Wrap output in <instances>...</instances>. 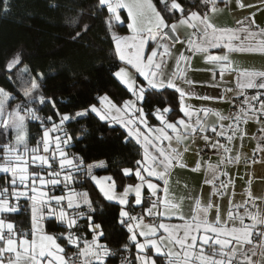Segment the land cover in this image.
<instances>
[{"label":"snow or ice","instance_id":"1","mask_svg":"<svg viewBox=\"0 0 264 264\" xmlns=\"http://www.w3.org/2000/svg\"><path fill=\"white\" fill-rule=\"evenodd\" d=\"M220 3L233 13L255 7L245 0H92L87 9L66 18L73 42L84 40L92 22L101 21V43L107 42L111 53L109 78L123 86L111 94L97 89L74 111L61 112L57 100L45 95L43 73L25 82L28 99L11 111L6 110L12 95L0 87V264H107L116 251L127 254L121 264H264V197L253 195L250 178L245 199L236 203L235 181L228 172L242 159L248 165L264 163V70L237 67L231 59L234 54L264 55V27L256 23L255 13L236 20V26L217 25L213 17L223 11ZM121 10L127 11L124 35L117 31L125 24ZM10 11L11 0H0V16ZM189 53H199L212 66L209 87L221 86L215 82L217 71L221 81L225 73H235L237 95H228L231 87L222 95L196 94L195 82L187 76ZM21 64L23 53H12L4 64L9 79ZM25 73H30L27 66L18 75ZM248 89L255 94L247 95ZM168 90L176 94L172 99ZM192 98L224 102L231 110L197 108L188 103ZM37 105L50 106L53 114L41 116ZM29 120L39 123L38 139L30 137ZM252 121L259 135L252 136L256 145L248 156L244 141ZM117 127L122 131L116 139L135 153L134 162H127L131 166L120 167L118 174L121 180L134 177V183H118L115 173L94 175L93 169L106 167L105 162L87 163L69 150L94 135L103 141L104 130L115 133ZM237 140L240 150L233 155L228 145ZM198 141L204 147H197V154L210 148L218 157L214 164L203 158L191 166L186 162L185 154ZM177 168L205 174L207 199L203 188L196 195L187 183L185 194L175 195L172 176ZM78 176L90 179L105 201L114 202L107 222L126 235L120 249L102 242L105 205L89 191L76 189ZM60 185L63 194L49 190ZM217 198L228 199L226 214ZM21 213L28 214L29 226L14 219Z\"/></svg>","mask_w":264,"mask_h":264},{"label":"trees","instance_id":"2","mask_svg":"<svg viewBox=\"0 0 264 264\" xmlns=\"http://www.w3.org/2000/svg\"><path fill=\"white\" fill-rule=\"evenodd\" d=\"M91 2L92 0H11V11L5 16H0V87L12 95L9 104L26 103L28 98L24 96L25 82L36 73H43L45 95L57 100L61 112L74 111L86 105L96 95L97 89L110 94L123 90V86L108 75L107 57L111 53L108 43H101L104 32L100 20L92 22L93 27L84 40L73 42L69 38L71 28L66 24V18L75 17L81 7L87 9ZM121 15L125 24L122 28H117V31L124 34L127 32V16L123 10ZM84 20L87 21L86 14ZM100 48L103 51H99ZM17 51L23 53V64L11 74L12 78L9 79L4 64L11 54ZM25 66L30 69V73L19 76L18 73ZM175 95L172 90H168L169 99ZM62 99L65 101L64 104H60ZM37 106L42 107L41 116L53 114L50 106ZM177 114L181 115L178 107ZM175 118L177 117H173ZM80 123L83 124L85 121L81 120ZM70 127L78 128L79 125L72 124ZM28 130L30 137L39 138L37 133L40 129L37 121L29 120ZM120 131L122 130L118 127L115 133L105 129L103 141H98L94 135L69 150L84 156L87 163L103 160L107 166L97 169L98 174L115 173L114 179L118 183L134 182V177L131 180L127 178L121 180L118 174L120 167L131 166L127 162H134L135 156L134 152H130L129 148L124 147L116 139ZM35 139L30 140L31 145L35 144ZM84 145H87V148H84ZM77 179L79 182L75 185L76 188L80 191H89L93 200L105 205L106 239L102 242L107 243L113 250L120 249L122 243L126 241V235L122 234L119 228L109 227L107 222L114 202L105 201L90 179L85 180L83 176H78ZM60 189L61 192L64 191L63 185L56 191ZM138 211L139 208H136V212ZM14 219L23 221L25 227L29 226L27 213H21ZM46 227L50 232L53 231L50 226L46 225ZM55 231L59 232L61 229L57 227ZM131 251L134 261V247ZM121 253L116 251L115 256ZM113 258L108 257L107 262H112Z\"/></svg>","mask_w":264,"mask_h":264},{"label":"crops","instance_id":"3","mask_svg":"<svg viewBox=\"0 0 264 264\" xmlns=\"http://www.w3.org/2000/svg\"><path fill=\"white\" fill-rule=\"evenodd\" d=\"M246 3L253 4L255 7L249 8L243 11H236L235 13L232 12L231 8H225V5L223 3H220L219 7L223 9L222 12L217 13L213 19L217 25L220 26H236L235 21L236 20H242L245 17H247L250 13H255V20L258 25L261 27H264V4L261 3V0H245ZM232 7L234 8V2L232 3ZM127 16V11L123 10ZM122 18V15H121ZM124 34H127L124 33ZM122 34V35H124ZM185 30L181 29V38H184ZM176 49L179 51H183L184 49L180 47V45H176ZM212 54H221L220 50L218 49H211L210 50ZM190 55V70L187 72V76L189 79L193 80L195 82L193 91L198 95H222L225 92L226 87L233 88V92L229 93V96H236L237 95V85H236V79H235V73H225L223 81L220 79L219 72L217 71L215 82L217 84H220L221 86L218 88H212L209 87L208 84L212 81V74L208 69H210L212 66L209 64H206L204 61V58L199 53L191 54ZM231 59L234 61V66L237 67H248V68H255L257 70H264V55L260 54H234ZM172 64V69L175 67V60L170 61ZM172 69H168L170 72ZM256 90L248 89L245 90L247 95H254ZM243 99V97H240ZM188 103L199 108V107H209L213 109H218L223 112V108L228 109L229 104L220 102V101H205L200 99H189ZM203 115V114H201ZM182 116V114L180 115ZM214 122V118L209 120V123ZM241 127H244V125H241ZM258 125L252 121L249 122L247 125L248 130V137L244 141V146L247 148L248 152L247 155H251V149H253L256 145V141L252 139V136L259 135L257 129ZM222 143L225 141H221ZM203 144V141H198L196 145H192V152L194 155H196L198 158L201 159L196 154V149L198 146ZM229 147L233 148V155L236 154L240 150V141L237 140L234 144H229ZM217 155L214 154L209 158H203L205 161L215 163L217 161ZM260 158L259 156L257 157ZM200 159H196L200 160ZM186 162L191 166L194 163H191L186 157ZM99 169V168H98ZM264 169V163H257L255 165H248L245 163V161L242 159L239 164L230 165L228 167V172L230 176L235 181L234 191H235V197L234 200L236 203H241L243 199H245L244 193L248 189V183L247 181L252 178V184H251V191L255 197H260V193H258L259 189V181L257 180L258 172ZM185 171V172H184ZM254 174V178H253ZM205 178V174L203 172L199 174H193L187 169H175L174 174L172 176V191L175 193L177 197H180L185 194L186 189L184 188L185 183L188 184V189L191 190L193 188L196 189V195L200 194V189L203 188V194L204 198L207 199L208 193L210 191V186L203 185V180ZM226 179V178H225ZM257 183V184H256ZM61 186V185H60ZM58 186L56 189L52 190L54 192L63 193L60 191H56L60 188ZM257 187V188H256ZM78 191H80L78 188H76ZM232 189L229 190V195H231ZM217 203H222L221 211L222 213L226 214V211L229 207L228 199H224L222 202L217 198ZM243 211V210H241ZM140 212V209L137 213ZM214 215V213H213ZM248 223L249 221H245ZM90 238V237H89ZM135 253V249H134ZM136 255V253H135Z\"/></svg>","mask_w":264,"mask_h":264},{"label":"rangeland","instance_id":"4","mask_svg":"<svg viewBox=\"0 0 264 264\" xmlns=\"http://www.w3.org/2000/svg\"><path fill=\"white\" fill-rule=\"evenodd\" d=\"M16 104H9V107L7 108L6 111H11L12 108L15 107ZM223 108V112H227L229 111V106H228V109L224 107ZM27 126H28V121H27ZM185 157L191 162V163H194L196 162V159H200L198 158L196 155H194V153L192 152V150H190L188 153L185 154ZM100 161H103V160H97V161H93L91 163H99ZM98 168H94L93 169V174L98 176V177H103V176H107L108 174H98L96 172ZM263 172L259 171L258 172V177H257V180L259 181V189H258V193H260V197H264V169L262 170ZM185 172V171H184ZM135 182V181H134ZM134 182H129V183H134ZM257 184V183H256ZM257 188V187H256ZM50 191H52V189L50 188L49 189ZM55 194L57 195H60V194H63V193H57V192H54Z\"/></svg>","mask_w":264,"mask_h":264},{"label":"built area","instance_id":"5","mask_svg":"<svg viewBox=\"0 0 264 264\" xmlns=\"http://www.w3.org/2000/svg\"><path fill=\"white\" fill-rule=\"evenodd\" d=\"M242 99V98H240ZM231 110L230 108V105H229V111ZM199 148H203L204 147V144H201L200 146H198ZM196 154H197V151H196ZM215 153L209 148L207 149L205 152H202L200 154H197L199 157L201 158H209L211 157L212 155H214ZM217 155V154H216ZM124 255H127L126 253H121L120 255L118 256H110V257H114L113 258V261L112 262H107V264H121V257L124 256ZM130 259L133 261V254H132V251H131V256H130Z\"/></svg>","mask_w":264,"mask_h":264}]
</instances>
